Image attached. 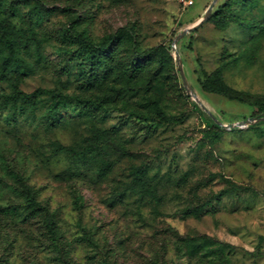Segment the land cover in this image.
<instances>
[{"label":"rangeland","instance_id":"1","mask_svg":"<svg viewBox=\"0 0 264 264\" xmlns=\"http://www.w3.org/2000/svg\"><path fill=\"white\" fill-rule=\"evenodd\" d=\"M226 1L175 49L213 0H2L0 17L42 43L40 56H27L36 71L25 91L112 101L70 104L52 127L47 97L24 113L0 104V264H264V119L230 129L206 110L224 124L264 116V38L253 45L257 30L228 21ZM234 12L264 22V0ZM120 29L106 50L115 75L102 88L82 42ZM119 71L132 89L114 81ZM157 107L172 121L152 120ZM93 125L109 132L97 164L57 154L59 142L86 143ZM212 129L219 137L203 138ZM135 168L145 174L134 188ZM26 191L41 210L31 211Z\"/></svg>","mask_w":264,"mask_h":264},{"label":"trees","instance_id":"2","mask_svg":"<svg viewBox=\"0 0 264 264\" xmlns=\"http://www.w3.org/2000/svg\"><path fill=\"white\" fill-rule=\"evenodd\" d=\"M1 3L2 0H0V5ZM258 4L259 0H227L223 5L232 12L231 19H228V21L234 20L251 31H258L250 39L253 45H257L264 38V22H248V18L241 17L240 13H235L234 8L239 5L241 7V12H247L249 7L257 6ZM36 8L37 7L33 9V14L37 18H40L41 14L44 12L42 9L36 10ZM2 11L3 9L0 6V12ZM125 33L127 32H125L124 29H120L115 34L106 36L102 43L97 45L92 42L90 37H87V42H82L80 57L89 65L90 70H92L93 79L98 81L102 88L109 84V81L112 76L115 75L114 73L116 71L113 68L114 56L107 55L106 50H108L112 44L119 42ZM246 43H248V41ZM41 45L42 43L33 29L17 27L7 15L0 17V85L6 84L8 87V91L0 95L2 100L0 104L3 108L10 109L14 113H24L27 108L33 110L37 109L43 98L47 97V114L53 120L48 123L49 127L55 126L56 122L60 121V118H62V110L67 108L70 104L94 109L106 108L105 104L112 101V97L109 93H106L97 100L82 97L80 95L66 94L45 87H39L30 92L25 91L21 87L22 82L26 77L34 74L36 71L34 64L28 60L27 56L32 55L33 51H35L37 56H40ZM152 51L153 49L150 52ZM153 52H155V49ZM140 67L143 68L142 66ZM217 76L222 80L221 74L218 73ZM115 80H117V82H123L125 88L128 90L132 89L131 85L135 83L131 77H127L125 73L120 71L116 73L114 81ZM112 86L118 89L115 85H111V87ZM206 86H211V83H207ZM214 89L220 90L218 87ZM262 112L263 109L255 113V115H259ZM152 120L166 123L172 121L171 117L159 107H157V115L154 116ZM216 126L218 127V125ZM108 135V130L98 125H93L91 137H89L86 143H76L67 146L59 142L56 145L57 154L66 153L71 159L77 162L97 164L98 158L103 154V146L106 145ZM212 137H219V132L214 129L204 131L203 138L208 139ZM104 164L106 165L105 167L110 165L109 160H106ZM144 174L145 171L141 168H135V177L133 179L134 188L143 180ZM141 184L145 188V184ZM30 194V191H26V202L31 211L35 212L41 210V206L36 201L35 197ZM186 212L189 213L188 211ZM194 212H198V209Z\"/></svg>","mask_w":264,"mask_h":264},{"label":"water","instance_id":"3","mask_svg":"<svg viewBox=\"0 0 264 264\" xmlns=\"http://www.w3.org/2000/svg\"><path fill=\"white\" fill-rule=\"evenodd\" d=\"M216 1L217 0H213V2L209 6V8H208V10H207V12H206V14H205V16L203 18L198 20L193 26L184 29L181 33H179L175 37V39L173 41V48L176 49L177 43H178V41L180 40L181 37H183L188 32H191L192 30H194L195 28L200 26L209 17V15L212 12V9H213L214 4L216 3ZM175 57H176V60L178 62V66H179V70H180L181 75H182L183 83H184L187 91L190 92L198 102H201L200 99L198 98V96L195 93H193V91L189 87L188 80L186 78V75H185L184 69H183L182 58H181L180 52L178 50L175 51ZM206 110L215 119V121L218 124L223 125V126H225L227 128H230V129L233 128V127H236V126H240V127L247 126V125H249L251 123L257 122L258 120L264 119V116H260V117L253 116V117H250V118H247V119H244L242 121L235 122V123L224 124L217 117H215L214 114L211 111H209L207 108H206Z\"/></svg>","mask_w":264,"mask_h":264},{"label":"bare ground","instance_id":"4","mask_svg":"<svg viewBox=\"0 0 264 264\" xmlns=\"http://www.w3.org/2000/svg\"><path fill=\"white\" fill-rule=\"evenodd\" d=\"M200 20V19H199Z\"/></svg>","mask_w":264,"mask_h":264}]
</instances>
